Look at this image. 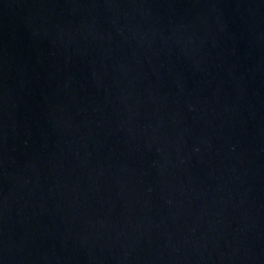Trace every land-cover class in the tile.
<instances>
[{
  "label": "water",
  "instance_id": "95a60500",
  "mask_svg": "<svg viewBox=\"0 0 264 264\" xmlns=\"http://www.w3.org/2000/svg\"><path fill=\"white\" fill-rule=\"evenodd\" d=\"M0 264H264V0H0Z\"/></svg>",
  "mask_w": 264,
  "mask_h": 264
}]
</instances>
